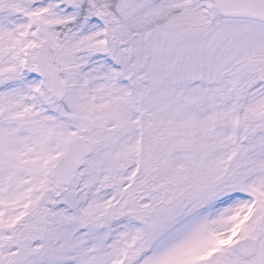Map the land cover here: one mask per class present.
<instances>
[{
  "label": "snow or ice",
  "instance_id": "1",
  "mask_svg": "<svg viewBox=\"0 0 264 264\" xmlns=\"http://www.w3.org/2000/svg\"><path fill=\"white\" fill-rule=\"evenodd\" d=\"M0 264H264V0H0Z\"/></svg>",
  "mask_w": 264,
  "mask_h": 264
}]
</instances>
